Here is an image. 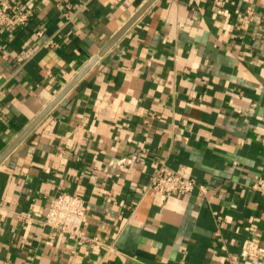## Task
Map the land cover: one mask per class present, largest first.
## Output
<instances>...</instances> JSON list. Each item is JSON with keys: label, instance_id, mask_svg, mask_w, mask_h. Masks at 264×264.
I'll use <instances>...</instances> for the list:
<instances>
[{"label": "crops", "instance_id": "obj_1", "mask_svg": "<svg viewBox=\"0 0 264 264\" xmlns=\"http://www.w3.org/2000/svg\"><path fill=\"white\" fill-rule=\"evenodd\" d=\"M148 1L0 0L29 13L0 29V156L95 59L0 163V264H264V0H153L99 55ZM161 162L193 193L149 191ZM61 192L89 239L42 223Z\"/></svg>", "mask_w": 264, "mask_h": 264}, {"label": "built area", "instance_id": "obj_2", "mask_svg": "<svg viewBox=\"0 0 264 264\" xmlns=\"http://www.w3.org/2000/svg\"><path fill=\"white\" fill-rule=\"evenodd\" d=\"M219 7H224L227 0H214ZM246 17L252 20L255 12L252 7L245 9ZM29 20V13L19 11L9 3L0 4V29H7L15 26L25 25ZM245 23V25L248 24ZM42 30L37 31L41 36ZM57 46L56 43H53ZM48 46L49 44H45ZM0 85V96L2 94ZM197 188V181L180 172L176 171L164 162L159 163L152 173L150 182L147 186L149 191L159 192L165 195H187L193 193ZM200 192H205L204 186H199ZM251 188L264 194V176L259 178L251 185ZM91 206L85 197L79 194L61 192L56 194L49 203L48 210L42 218V223L49 226L58 233L69 236L89 239L83 232V225L90 213ZM95 243H99L94 238ZM242 257L261 258L264 261V247L254 239H246L241 248Z\"/></svg>", "mask_w": 264, "mask_h": 264}, {"label": "water", "instance_id": "obj_3", "mask_svg": "<svg viewBox=\"0 0 264 264\" xmlns=\"http://www.w3.org/2000/svg\"><path fill=\"white\" fill-rule=\"evenodd\" d=\"M153 0H149L133 18L103 47L99 55L104 54L123 34V32L136 20V18L149 6ZM95 62H89L79 74L57 95V97L39 114V116L20 134L16 141L11 144L0 156V163L10 154V152L35 128V126L49 113V111L59 102V100L83 77L88 69Z\"/></svg>", "mask_w": 264, "mask_h": 264}]
</instances>
